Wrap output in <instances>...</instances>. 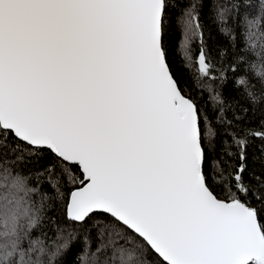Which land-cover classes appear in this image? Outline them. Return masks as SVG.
Segmentation results:
<instances>
[{
  "label": "snow or ice",
  "instance_id": "obj_1",
  "mask_svg": "<svg viewBox=\"0 0 264 264\" xmlns=\"http://www.w3.org/2000/svg\"><path fill=\"white\" fill-rule=\"evenodd\" d=\"M258 40L264 0H0V264H264Z\"/></svg>",
  "mask_w": 264,
  "mask_h": 264
},
{
  "label": "trees",
  "instance_id": "obj_2",
  "mask_svg": "<svg viewBox=\"0 0 264 264\" xmlns=\"http://www.w3.org/2000/svg\"><path fill=\"white\" fill-rule=\"evenodd\" d=\"M202 23L204 24V31L206 36H211V43L214 45L215 42L219 41L221 43L224 42L225 38L223 36H221L218 32V27L219 25L216 24L212 19H209L208 17H202ZM180 32L177 30L172 34V39L176 45V47L179 46V41H180ZM257 44L259 45L260 43H264V41H256ZM198 44V41H193V48L196 47V45ZM241 47L244 46V42L241 41ZM212 55L215 57V50H213ZM173 60H174V65H173V69L174 71L177 70L179 68V65L181 64V59L179 55H174L173 56ZM181 71H183L181 69ZM187 86L191 89L192 88V82L189 80ZM193 95H199V93L197 92L196 89H192ZM226 94H232L235 95L234 92H232V88L231 85H229L228 89L225 90ZM205 97L207 96V93H204ZM211 103V102H209ZM241 104H243V101H240ZM246 106V105H244ZM233 114L240 116V115H244V113L240 112L238 110V106L233 103L232 104V108L228 111V119H232ZM264 120V113H262L261 111H256L255 113H253L251 110L248 111V113L245 116V125L247 127H252V128H257L259 127L261 121ZM261 144L260 140H254L252 142V145L248 148V165H249V170H255V171H260V164L257 160V147ZM95 236V233H93V238ZM78 241L80 240V238H77ZM81 242L76 243L75 247L79 248L81 247Z\"/></svg>",
  "mask_w": 264,
  "mask_h": 264
}]
</instances>
